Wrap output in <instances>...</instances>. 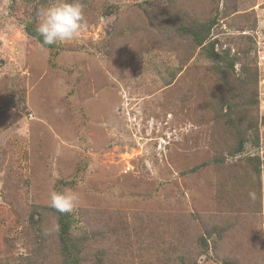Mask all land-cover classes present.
Listing matches in <instances>:
<instances>
[{
    "label": "rangeland",
    "instance_id": "obj_1",
    "mask_svg": "<svg viewBox=\"0 0 264 264\" xmlns=\"http://www.w3.org/2000/svg\"><path fill=\"white\" fill-rule=\"evenodd\" d=\"M50 2L0 0V264H62L54 190L81 264H264V0H81L47 46Z\"/></svg>",
    "mask_w": 264,
    "mask_h": 264
},
{
    "label": "clouds",
    "instance_id": "obj_2",
    "mask_svg": "<svg viewBox=\"0 0 264 264\" xmlns=\"http://www.w3.org/2000/svg\"><path fill=\"white\" fill-rule=\"evenodd\" d=\"M81 0H51L36 12V31L44 45L71 41L80 33L84 22ZM78 194L73 190L52 191L49 207L61 214H71L77 207Z\"/></svg>",
    "mask_w": 264,
    "mask_h": 264
},
{
    "label": "trees",
    "instance_id": "obj_3",
    "mask_svg": "<svg viewBox=\"0 0 264 264\" xmlns=\"http://www.w3.org/2000/svg\"><path fill=\"white\" fill-rule=\"evenodd\" d=\"M213 24L214 20H209L202 24V28L200 31L195 32L191 28H188V31H186L191 35L192 40L195 44L203 45L209 37ZM26 30L27 32H29V34L35 36L42 43V38L39 36L37 31L31 32L28 27L26 28ZM214 55V50L211 49L209 52V57L214 58ZM243 139L244 137H241L239 140L238 151H240L242 149L241 147H243ZM53 211L58 218V242L60 255L62 257V264H81L84 260V257L81 254L83 252V245L85 244L84 239L78 237L70 238V225L74 223L73 219L70 218L68 214L58 213L55 209H53Z\"/></svg>",
    "mask_w": 264,
    "mask_h": 264
}]
</instances>
